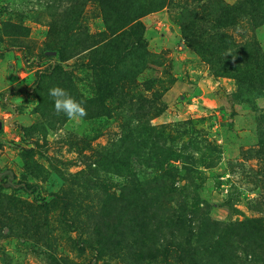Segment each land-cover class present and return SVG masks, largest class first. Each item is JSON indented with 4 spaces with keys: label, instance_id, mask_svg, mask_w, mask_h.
<instances>
[{
    "label": "rangeland",
    "instance_id": "rangeland-1",
    "mask_svg": "<svg viewBox=\"0 0 264 264\" xmlns=\"http://www.w3.org/2000/svg\"><path fill=\"white\" fill-rule=\"evenodd\" d=\"M107 5L0 0V171L39 188L0 185V264H188L187 229L159 227L176 215L194 236L204 216L264 231V0ZM54 86L87 115L57 114Z\"/></svg>",
    "mask_w": 264,
    "mask_h": 264
},
{
    "label": "trees",
    "instance_id": "trees-1",
    "mask_svg": "<svg viewBox=\"0 0 264 264\" xmlns=\"http://www.w3.org/2000/svg\"><path fill=\"white\" fill-rule=\"evenodd\" d=\"M99 2L101 3V6L104 4L106 6L108 4L107 6L111 12L115 11L117 8V5H114L112 7L110 6L111 3H116V0L115 2L114 0L113 2L112 0H99ZM158 7L159 5L156 8ZM146 10L147 9H145V7H141L139 3H135L129 8L123 6L121 11L116 10V13H113V31H120L123 26L140 17L143 13L146 12ZM138 41L133 42L134 46L140 45ZM123 47L124 51L130 48L131 46H129L127 43H124ZM260 80L264 82V76H261ZM150 143L152 144L151 141ZM152 146H154V144H152ZM135 148L131 149V153H133L132 156L127 155L126 153H121V155H119L118 157H113L112 161L116 163V166L129 167L132 164L130 162L133 160V158L139 155ZM4 184L14 190H21L28 194H31L35 198L39 196V188L37 185L28 184L22 181H15L13 179V174L4 173L0 177V185ZM159 194L168 193L162 190L159 191ZM154 203L155 206L158 207L159 204H168L169 201L165 202L164 197L162 199L155 197V200L152 204ZM135 208L136 209L133 210V212L141 210V206ZM200 222H202V227L199 231H197L195 236L192 231L186 227L185 223L180 220L179 215H176L175 218L173 217L170 220L169 218H165L163 221L161 220L162 224L160 223L159 225L160 228L165 229L164 232H166V234L173 236V238L176 237V234L174 233L175 230H177V232H180V230L177 229L178 227L176 225L183 226L187 229V236L183 238L185 233L181 234L183 239L180 236L179 240H182L178 243L175 242L172 246L178 253H189L188 256L190 257V260L188 264H220V262H225V264H238L239 256H237L236 252H241V250L245 252L246 256H252L251 261H253L255 264H264V231L258 221L253 222L249 220L245 222H240L235 225H226L223 228L224 230L221 229L223 231L219 229L217 230L218 226H215L217 224H215L214 226H212L211 223L209 224L210 220L207 216H204V219L201 217ZM164 232L160 234H164ZM156 236L157 234H151V239L149 241H152L153 238ZM220 237H223L224 239L223 249H221V245L218 243L219 241H221ZM167 250L168 249L166 248V246H164L163 250L161 251L163 258L166 256ZM201 251L205 252L206 255H201ZM224 251L225 254L223 255ZM199 255L200 257L198 258ZM181 258L182 256L179 257V259Z\"/></svg>",
    "mask_w": 264,
    "mask_h": 264
},
{
    "label": "clouds",
    "instance_id": "clouds-1",
    "mask_svg": "<svg viewBox=\"0 0 264 264\" xmlns=\"http://www.w3.org/2000/svg\"><path fill=\"white\" fill-rule=\"evenodd\" d=\"M49 95L54 100V110L63 113L70 120L83 119L87 115L84 103L76 99L68 90L60 86L49 89Z\"/></svg>",
    "mask_w": 264,
    "mask_h": 264
},
{
    "label": "water",
    "instance_id": "water-1",
    "mask_svg": "<svg viewBox=\"0 0 264 264\" xmlns=\"http://www.w3.org/2000/svg\"><path fill=\"white\" fill-rule=\"evenodd\" d=\"M4 173H10V174H12L11 171H9V170H4V171H0V176H2Z\"/></svg>",
    "mask_w": 264,
    "mask_h": 264
}]
</instances>
